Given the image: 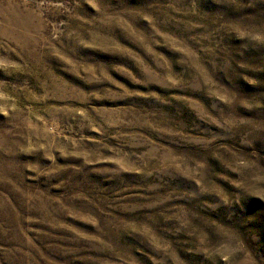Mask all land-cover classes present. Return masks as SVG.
<instances>
[{"label":"rangeland","instance_id":"374dc122","mask_svg":"<svg viewBox=\"0 0 264 264\" xmlns=\"http://www.w3.org/2000/svg\"><path fill=\"white\" fill-rule=\"evenodd\" d=\"M0 264H264V0H0Z\"/></svg>","mask_w":264,"mask_h":264}]
</instances>
